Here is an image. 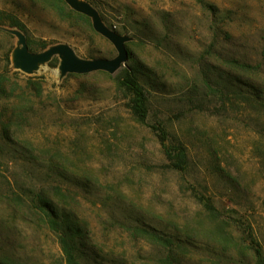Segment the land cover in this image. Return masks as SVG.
Segmentation results:
<instances>
[{
  "label": "rangeland",
  "instance_id": "1",
  "mask_svg": "<svg viewBox=\"0 0 264 264\" xmlns=\"http://www.w3.org/2000/svg\"><path fill=\"white\" fill-rule=\"evenodd\" d=\"M82 1L132 38L114 77L60 79L58 58L30 76L14 70L17 39L5 29L23 33L37 54L59 44L84 60L113 59L116 51L62 0H0V264H63L57 238L29 204L6 205L52 185L70 193L90 238L82 250L98 251V264L156 255L121 226L177 239L186 231L197 241V263L252 264L250 255L210 244L220 229L201 200L237 239L247 244L251 235L264 252V0ZM230 60L260 69L247 78L223 66ZM127 69L147 97L145 125L132 119L115 84ZM160 127L185 147V172L168 167ZM8 140L39 152L27 156Z\"/></svg>",
  "mask_w": 264,
  "mask_h": 264
},
{
  "label": "trees",
  "instance_id": "2",
  "mask_svg": "<svg viewBox=\"0 0 264 264\" xmlns=\"http://www.w3.org/2000/svg\"><path fill=\"white\" fill-rule=\"evenodd\" d=\"M80 16V15H79ZM82 17V16H80ZM85 18V17H82ZM86 19V18H85ZM11 28H18L22 31V26L19 24L13 25ZM128 51V50H127ZM129 53V52H128ZM130 58V55H129ZM223 66L232 69L235 72L243 73L248 78L250 75L258 72L260 67L244 64L236 60L223 61ZM102 74V72H100ZM105 75V73H103ZM2 77H0V80ZM117 88L122 91L128 99L127 109L131 114L132 119L140 124L145 125L148 118V102L144 89L139 84L136 74L132 69H127L119 73L115 79ZM2 80L0 81V97L4 93L2 88ZM157 137L163 149L165 158L168 162V167L175 172L183 173L187 170L188 159L185 147L180 142H170L169 136L163 128H158ZM8 142L15 145L13 140ZM168 142H170L168 144ZM24 146V144H22ZM31 145L27 148H19L27 156H33L32 153L39 152L33 150ZM51 164V171L57 168V160L54 156L48 159L47 164ZM57 178L67 180L61 175H56ZM18 202L28 205L29 210L40 217L44 225L52 232L58 240V245L62 254L63 264H98V251L89 250L86 254L83 249V241L90 238H85L83 227L78 219L73 215L71 209L72 198L70 193L64 192L59 185H52L48 188H42L37 193L28 196L27 200L19 196H14V199L6 198L8 208L17 209ZM203 210L208 219L215 222L214 227L220 229L216 237H210V244L218 246L221 251L226 252L232 250L240 257L250 255L252 264H264V252L259 243L253 236H249L248 243L237 239L233 232L229 231L228 225L224 224V220L220 219L221 215L214 206L205 199L201 200ZM217 224V225H216ZM123 231L133 240H142L154 248L156 255L143 260L132 258L130 263L125 257H121L120 262L115 261L111 257L110 264H202L194 260V250L192 243L197 241L183 231V238H172L161 235L157 231L146 230L138 227L121 226ZM200 235V234H198ZM190 249V250H188ZM219 251V250H218ZM111 256V255H110ZM125 256V255H122ZM209 262V261H208ZM207 262V264H208ZM209 264H220V262H209Z\"/></svg>",
  "mask_w": 264,
  "mask_h": 264
},
{
  "label": "water",
  "instance_id": "3",
  "mask_svg": "<svg viewBox=\"0 0 264 264\" xmlns=\"http://www.w3.org/2000/svg\"><path fill=\"white\" fill-rule=\"evenodd\" d=\"M73 12L88 18L91 21L93 31L107 40L115 49L116 56L113 59L84 60L79 58L74 50L64 44L49 47L42 53H32L27 45L23 33L15 29H5V32L17 39V46L12 52V67L25 75L34 74L40 66L49 63L53 58L59 59L60 79L68 75L85 76L102 72L110 76L118 74L129 60L126 45L132 41L129 36H123L109 29L102 21L98 11L89 3L82 0H62Z\"/></svg>",
  "mask_w": 264,
  "mask_h": 264
}]
</instances>
